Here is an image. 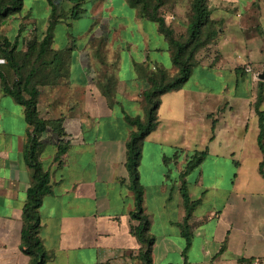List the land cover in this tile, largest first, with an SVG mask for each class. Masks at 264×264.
Here are the masks:
<instances>
[{
    "label": "crops",
    "instance_id": "crops-1",
    "mask_svg": "<svg viewBox=\"0 0 264 264\" xmlns=\"http://www.w3.org/2000/svg\"><path fill=\"white\" fill-rule=\"evenodd\" d=\"M51 1L58 14L52 49L66 53V63L56 81L39 87L40 115L61 119L63 128L45 134L41 154L53 187L39 209L48 264H141L126 167L133 127L125 115L144 116L150 74L177 72L169 42L129 0H83L77 18L78 2ZM23 2L10 22L13 35L5 34L18 46L23 31L48 29L53 9L49 0ZM209 4L224 31L208 56L198 53L188 81L161 96L158 126L143 144L139 170L155 238L153 264H247L264 256V154L255 109L264 83V0ZM175 15L164 16L170 24ZM248 22H259L263 34L246 32ZM248 64L253 71H246ZM3 87L0 78V264H32L22 250L23 207L33 177L26 158L31 128L24 107ZM201 151L207 155L185 176L191 200L198 201L187 222V246L181 174Z\"/></svg>",
    "mask_w": 264,
    "mask_h": 264
},
{
    "label": "trees",
    "instance_id": "trees-1",
    "mask_svg": "<svg viewBox=\"0 0 264 264\" xmlns=\"http://www.w3.org/2000/svg\"><path fill=\"white\" fill-rule=\"evenodd\" d=\"M49 1L53 9L48 29L42 38L29 41L27 49L23 51L18 49V40L12 41L6 36H2L1 25L5 18L20 12L24 2L23 0H0V56L6 60L5 66L0 67V78L3 81L4 92L24 107L25 117L31 128L28 133L26 158L33 170V177L23 207L22 250L31 256L32 264H48L51 259V255L40 237L42 219L39 209L44 197L53 192L51 174L41 160L45 146L43 137L49 130L60 134L63 132L61 119L44 118L40 115L38 108L39 87L50 85L56 81L58 76L64 72L66 63V53L52 49V30L58 14L53 2ZM74 1L78 3L75 5L72 15L77 18L80 12V2L83 0ZM129 2L138 7L143 15L158 24L159 30L169 42L172 63L177 69L174 74L164 69L156 70L150 74L148 76L150 87L144 92V116L125 115L127 122L133 127L126 144V167L130 176V188L135 199V209L131 212V216L139 221V225L133 230L141 243L139 251L141 264H153L152 253L155 238L150 232L151 221L144 207V187L140 180L139 170L144 140L158 126L161 96L181 88L188 81L197 64L198 53L201 49L212 44L211 42L217 39L219 32L218 28H214L217 21L211 18L208 0H192L186 40L176 36L173 26L167 22L161 12L160 9L165 0H154L152 8L149 6L150 0H129ZM106 95L110 100L113 97L111 90ZM263 100L264 83L259 81L255 109L260 118L258 142L264 154V111L260 109ZM67 147L68 143L60 144L56 156L60 157L65 153ZM206 155L207 151L197 152L193 155V158L187 163L185 171L181 174V191L188 211L183 229L187 246L191 239L187 222L198 201L191 200L185 176L199 165ZM263 168L264 156L260 162V171L264 175Z\"/></svg>",
    "mask_w": 264,
    "mask_h": 264
},
{
    "label": "rangeland",
    "instance_id": "rangeland-1",
    "mask_svg": "<svg viewBox=\"0 0 264 264\" xmlns=\"http://www.w3.org/2000/svg\"><path fill=\"white\" fill-rule=\"evenodd\" d=\"M191 2L192 0H165V3L160 9L164 15L167 13L177 14L175 15L176 17L170 16V18H172L171 19L172 21L170 24L171 26H173L176 36L178 38L183 37L184 40H186V37L188 35L186 28H187L188 22L191 17ZM209 2L210 0H208V3ZM153 3H154V0H150V3H149L150 8H152ZM178 7H181L179 11H178ZM209 7H210V4H209ZM17 14H19V12L8 16L2 21V25H1L2 36H5V34L11 35V36L13 35V33L9 30L10 24H11L10 22L12 18L19 17L17 16ZM142 16H145V15L142 14ZM21 19H24V18H21ZM216 21L217 23L214 25V28H218V32H219L218 36H219L220 33L224 31V22L219 21V20H216ZM242 23L243 22H239V25L243 28ZM23 24H25V22H22L20 25H18L17 29L20 28V26H22ZM25 25H24V28H25ZM244 27H246V32H248L249 34H263V29L259 22H248L246 26ZM45 32H46L45 30H41L38 32L36 29H31V30L29 29L28 31H23L22 37L20 38L21 40L20 45L18 47L27 48L29 41L35 38H42ZM214 42H211V43H214ZM200 52H202L204 56H208L211 53L210 48L208 47L201 49ZM197 62H198V59H197ZM169 73L172 74L173 73L172 70ZM258 79H255V80H258ZM110 90L112 91V88H110ZM189 141H192V139L190 138Z\"/></svg>",
    "mask_w": 264,
    "mask_h": 264
},
{
    "label": "built area",
    "instance_id": "built-area-1",
    "mask_svg": "<svg viewBox=\"0 0 264 264\" xmlns=\"http://www.w3.org/2000/svg\"><path fill=\"white\" fill-rule=\"evenodd\" d=\"M1 61H5V59H0ZM246 71L250 72L253 71V68L248 64L246 65ZM254 78L258 79L259 78V73L254 74ZM247 264H264V256L263 257H257L249 260Z\"/></svg>",
    "mask_w": 264,
    "mask_h": 264
},
{
    "label": "water",
    "instance_id": "water-1",
    "mask_svg": "<svg viewBox=\"0 0 264 264\" xmlns=\"http://www.w3.org/2000/svg\"><path fill=\"white\" fill-rule=\"evenodd\" d=\"M260 78L261 79H264V73L261 74Z\"/></svg>",
    "mask_w": 264,
    "mask_h": 264
}]
</instances>
